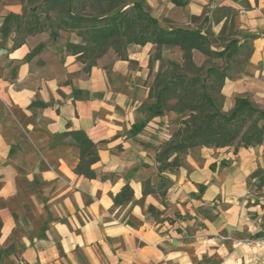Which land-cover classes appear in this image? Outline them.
Instances as JSON below:
<instances>
[{
	"label": "crops",
	"instance_id": "0c3cea01",
	"mask_svg": "<svg viewBox=\"0 0 264 264\" xmlns=\"http://www.w3.org/2000/svg\"><path fill=\"white\" fill-rule=\"evenodd\" d=\"M146 6L154 17L181 24L204 19L215 34L232 25L240 46L235 64L246 56L222 92L230 105L248 94L264 108V0H146ZM23 9L21 0H0L1 264H181V238L198 207L243 197L264 143L237 152L193 147L199 157L160 170L162 117L148 116L151 80L146 85L138 77L147 76L150 55L129 47L130 60L115 55L108 66L99 58L86 72L78 54L47 29L4 34L5 17ZM140 122L145 128L135 130ZM78 136L96 146L93 177L76 171ZM125 185L134 194L116 203ZM224 212L230 224L246 226L236 201ZM235 264L248 263L240 257Z\"/></svg>",
	"mask_w": 264,
	"mask_h": 264
},
{
	"label": "trees",
	"instance_id": "16d2710c",
	"mask_svg": "<svg viewBox=\"0 0 264 264\" xmlns=\"http://www.w3.org/2000/svg\"><path fill=\"white\" fill-rule=\"evenodd\" d=\"M21 1L24 3L23 13L6 16L3 33L15 31L18 36H23L50 28L51 38L57 39L62 31L76 32L80 41L68 42L67 49L78 54L86 72L97 64L98 58L109 48L126 60H130L127 51L131 45L145 46L151 42L158 50L174 46L180 48L183 62L171 61L167 67H160L148 94L149 98H157L147 106L155 116H161L163 109L187 112L182 126L173 133L168 146L156 155L160 170L177 168L180 154L193 147H233L237 151L239 148L263 145L264 108L248 94H239L233 107L225 111L226 96L222 89L228 77L226 69L197 65L194 60L193 51L197 50L209 56H225L230 62L240 48L238 40H232L223 49L214 51L208 45V33L192 28L163 26L159 18L146 8V0ZM35 1H41V7H32L31 17H28L25 2ZM192 19L195 21L198 17ZM22 43L23 38L16 39L14 47ZM151 61L152 57L149 64ZM171 100L175 102L171 104ZM145 126V122H140L133 128L143 129ZM76 140L81 149V162L76 171L93 177L95 174L91 165L98 160L96 146L82 136L76 137ZM251 175L258 177V187L264 186V173L256 170ZM133 194L131 187L125 185L116 195L115 202L128 201ZM2 259L3 251L0 250V264Z\"/></svg>",
	"mask_w": 264,
	"mask_h": 264
},
{
	"label": "rangeland",
	"instance_id": "374dc122",
	"mask_svg": "<svg viewBox=\"0 0 264 264\" xmlns=\"http://www.w3.org/2000/svg\"><path fill=\"white\" fill-rule=\"evenodd\" d=\"M27 7V16L31 17V8L34 6L41 7V1L35 2H25ZM149 10V8L146 6ZM24 11V10H23ZM150 12V10H149ZM52 15H55L54 13ZM43 16V14H42ZM234 20V17H233ZM232 20V22H233ZM163 26L169 27H184L189 28V24H181L179 19H171L168 17H162L159 19ZM195 26L203 28L208 32L209 47L212 50L217 51L223 49L227 44H230L232 40H237L235 37V31L232 25L225 24L221 31L217 34L212 31L211 24L206 20L195 21L193 23ZM14 27V26H13ZM47 31H51L47 28ZM63 42H71L75 40H80V37L76 32L62 31L60 37ZM77 40V41H78ZM129 49L138 50L137 52L146 53L152 57V61L147 65V76H138L144 80V84L149 85L154 79L155 74L160 70V67H167L168 63L171 61H177L178 63L183 62V54L178 46H174L171 49H157L156 45L149 42L145 46L131 45ZM245 52L244 54H246ZM146 54V55H147ZM194 60L197 65H211L215 67L225 68L228 76H236L239 73V62L243 57H236L238 64H235V52L230 62L227 58L219 56H209L205 53H199L197 50L193 51ZM117 55L113 48L107 49V51L99 58L107 61L109 66L113 57ZM148 59V56H146ZM98 58V59H99ZM232 61V62H231ZM229 62V64H228ZM133 68L138 67L137 61H132ZM149 70V71H148ZM236 95L233 98V103H227L225 99L224 110L229 111L235 103ZM157 101V98H149L144 104V109L147 110L148 116H153V111H150L147 106ZM175 101L171 100L170 103L173 104ZM256 103V102H255ZM261 108H263L259 103H257ZM162 130L159 134L160 141L166 144L170 143L172 135L176 130L182 126L183 119L186 117L187 112L178 113L172 110H162ZM156 134V133H155ZM259 153H262V160L258 164L257 169L261 173H264V148L263 146L259 148ZM239 150V149H238ZM237 150V151H238ZM234 151V152H237ZM194 153V154H193ZM195 155L199 157L198 148L189 149L185 153L180 154L183 160L188 155ZM255 170V171H256ZM258 177L252 176L251 174L246 179V194L235 200L237 206L243 209L245 212V217H247L246 226L239 228L238 226L232 225L227 222V217L224 216L225 209L229 205L235 204L228 199H220L219 203L199 206L197 209V215L194 216V220L191 223L189 229H187L181 241L184 243L183 251V261L181 264H235V260H240V257L246 259L248 264H264V186L258 187ZM240 255L237 256V253ZM238 257V258H237ZM229 258V259H227Z\"/></svg>",
	"mask_w": 264,
	"mask_h": 264
}]
</instances>
